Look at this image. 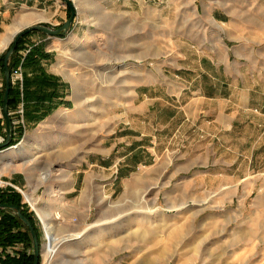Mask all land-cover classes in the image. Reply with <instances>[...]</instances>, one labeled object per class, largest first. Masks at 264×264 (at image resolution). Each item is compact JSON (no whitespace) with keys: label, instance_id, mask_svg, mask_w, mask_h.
<instances>
[{"label":"rangeland","instance_id":"rangeland-1","mask_svg":"<svg viewBox=\"0 0 264 264\" xmlns=\"http://www.w3.org/2000/svg\"><path fill=\"white\" fill-rule=\"evenodd\" d=\"M20 1L13 11L5 9L4 16L0 15L8 27L36 24L58 29L71 17L70 4L77 7L67 32L52 36L31 31L22 37L9 60L13 134L8 147L24 144L0 160V192L21 195L22 211L32 217L38 230L40 264L47 262L48 238L51 241L49 224L40 219L45 216L54 224L58 239L53 264H264V151L250 163L252 154L256 156L250 145L227 150L208 141L197 143L202 137L196 136L191 143L178 140L160 144L162 147L146 158L147 166H124L129 152L124 141L126 115L133 104L135 85L140 82L135 72L147 62L154 63L146 58L159 56L164 61L166 56L171 60L177 51L175 40L185 42L190 34H197L200 21L205 26L209 20L214 23L207 5L222 6L223 1L234 15L228 24L245 27L246 32L264 39V0H62L67 6L63 20L49 4L37 9ZM8 32L0 30V40ZM15 35L7 47L0 45V143L8 138L3 111L4 59ZM181 46L186 47L184 51L193 48ZM108 76L118 79L117 83H110ZM72 78L77 80V90ZM57 79L68 81L63 92L48 95L49 101L59 100L58 107L30 116L27 94L43 98L40 91L52 90V81ZM76 101L81 104L80 118L59 115L65 108L76 110ZM97 121H109L110 126L97 131ZM70 123L80 125L79 133H83L63 129ZM46 126L48 132L40 133ZM92 132L96 133L93 140ZM57 136L62 142L50 145ZM66 136H72L68 143ZM116 137L123 138L122 142L116 144ZM42 151L47 154L36 166L33 160ZM237 156L243 159L242 165L227 164ZM48 174L50 179L44 180ZM89 177L86 191L99 197L82 208L78 201ZM138 177L145 179L143 184L124 197L125 185ZM140 200L147 201V208L154 212L135 211L126 218L141 216L146 222L106 225V220ZM180 204H188L186 211L175 212ZM99 221L102 226L96 227ZM178 229L180 236L169 241L168 236ZM23 230L32 237L27 225ZM78 232L81 238L63 241V237ZM130 232L136 233L126 247L121 239ZM27 251L35 254L33 242Z\"/></svg>","mask_w":264,"mask_h":264},{"label":"crops","instance_id":"crops-1","mask_svg":"<svg viewBox=\"0 0 264 264\" xmlns=\"http://www.w3.org/2000/svg\"><path fill=\"white\" fill-rule=\"evenodd\" d=\"M0 1V15L4 14L2 12L5 9L9 12L13 11L16 5L21 3L20 0ZM25 1L29 5L36 6L37 9L48 8L49 4V7L55 9L56 15L58 13L62 20L66 17L67 6L62 0ZM223 3L222 6L207 5L214 23L209 20L205 26L203 21H200L197 24V34H190L184 39L185 42L183 39L175 40L177 51L171 54V60H167L166 56L164 61H161L159 56L147 57V61L150 59L154 61L153 65L147 62L145 67L138 68L139 72H135L140 82L135 85L133 104L126 115L124 141L129 152L125 167H132L135 164L147 166L149 162L146 158L153 155L152 150H159L162 147L160 144L170 145L178 140L191 143L193 138L196 140V136L202 137V139L198 138L197 143L208 141L213 147L218 144L227 150L246 148L250 145L253 151L256 150V156L255 153L252 154L250 163H254V159H258L260 153L264 151V39L246 32L245 27L239 28L228 24V22L231 23L234 15L231 13L232 9L228 8L227 1ZM220 23L226 24L220 25ZM9 25L0 21V30L9 31L8 35L6 34L0 40L2 47L8 46L21 27V25L8 27ZM76 25L77 22L74 26ZM29 27H22L19 31ZM185 44L195 49L184 51L186 47L181 45ZM54 74L60 76L56 72ZM107 80L112 84L118 81L110 76ZM72 81L77 90V80L72 78ZM52 82H55L51 87L52 90L44 88L40 91L44 95L43 98L39 99L30 93L27 94L26 107L30 116L32 112L42 114V109H47L50 113L58 107L59 100L54 98L49 101L48 95H58L63 92L62 87H68V81L57 79ZM58 85L57 91L53 92V88ZM73 98H76L75 93ZM76 103L78 104L76 110L71 112L65 108L59 112V115L80 118L81 104L79 101ZM4 120L6 121L5 115ZM95 124L97 131L110 126L109 121L104 123L97 121ZM79 127L80 125L70 123L63 129L81 134L83 132L79 133ZM145 127H148V131ZM48 128L49 126L43 127L40 133H47ZM95 135L96 133L92 132V140ZM71 137L66 136L65 143L70 142ZM122 140L123 138H115L116 144L121 143ZM61 142V136H57L50 145ZM22 144L24 143L0 150V160L5 158L7 152H17L16 150ZM45 154L47 151L43 154L39 152L33 163L37 166L40 158ZM135 157L137 159L134 160ZM242 160L237 156L235 160L227 164L242 165ZM45 177L50 179L49 174L43 177L47 180ZM91 179L92 177H89L86 181L82 198L78 201L79 207H84L87 203V201L84 204L81 203L86 195L88 202L98 196L91 192H86L87 194L84 195L87 183L90 184ZM138 179L140 177L136 180ZM142 180L145 181L144 178ZM132 183L125 185L124 192L127 185ZM39 212L42 215H49L47 212ZM40 219L42 223L44 221L50 223L48 216L40 217ZM43 227L45 229V223ZM22 248V245H18L15 250L9 248L8 252L14 254V251Z\"/></svg>","mask_w":264,"mask_h":264},{"label":"trees","instance_id":"trees-1","mask_svg":"<svg viewBox=\"0 0 264 264\" xmlns=\"http://www.w3.org/2000/svg\"><path fill=\"white\" fill-rule=\"evenodd\" d=\"M21 39L16 50L12 54V57L19 49ZM11 94L12 87H10L9 91V109L11 108L13 103ZM2 204H14L19 206L20 208L23 207V205L21 204L20 194L5 195V192H0V205ZM23 213L31 221L38 235V230L33 222L32 217L25 210L23 211ZM0 214L2 215L0 220V264H34L35 254L29 253L27 251V249L31 246V242H33V240L32 237H30V235L23 230V228L25 227L24 223L18 216L9 212V210L0 208ZM18 245H22L23 248L19 251H14V254L8 252L9 248L15 250Z\"/></svg>","mask_w":264,"mask_h":264},{"label":"water","instance_id":"water-1","mask_svg":"<svg viewBox=\"0 0 264 264\" xmlns=\"http://www.w3.org/2000/svg\"><path fill=\"white\" fill-rule=\"evenodd\" d=\"M70 5H71V10H72L71 17L62 27H60L58 29H52V28H48V27L43 26V25H33L27 29L19 31L14 37V40L10 46V49L8 50V52L6 54L5 62H4L5 75H6V91H5V96H4L3 109H4V115H5V119H6V123H7L8 138L4 143L0 144V150L7 149V147L10 144V138L13 134V121H12V118L10 117V114H9V91H10V87H11V74H10V69H9V60H10L12 54L14 53V51L16 50L20 39L24 35L28 34L31 31H34V30L44 31V32H46L52 36H58L60 33L64 34L65 32H67L69 30L70 26L72 25V23L74 22L75 17L77 15L76 5L75 4H70ZM8 148H10V147H8ZM0 208L12 211V213L14 215L18 216L21 219V221L29 227L30 232H31V236L33 238V244H34V249H35L34 264H40L41 244L39 242L38 235L36 233V230H35L33 224L24 215L22 208H20L17 205H14V204H2V205H0ZM50 244H51V241L48 238V245H50Z\"/></svg>","mask_w":264,"mask_h":264},{"label":"bare ground","instance_id":"bare-ground-1","mask_svg":"<svg viewBox=\"0 0 264 264\" xmlns=\"http://www.w3.org/2000/svg\"><path fill=\"white\" fill-rule=\"evenodd\" d=\"M79 1H83V0H79ZM45 150V149H44ZM42 154H43V151L41 152ZM42 156V155H41ZM35 161V160H34ZM48 177V176H47ZM47 177H45V178H47ZM143 179V178H142ZM141 179V177H140V179H138V180H136L135 179V181L132 183V184H128L127 185V189H126V191L124 192V194H123V196L125 197V196H127V195H129L130 193H132V192H135L136 190H138L139 188H140V186L143 184V180ZM47 180H48V178H47ZM91 182V181H90ZM89 184V183H88ZM87 191H85V193H84V195H86L87 193H86ZM99 192V191H98ZM97 194V193H96ZM97 196V195H96ZM85 197V196H84ZM86 197H88L87 195H86ZM86 197L84 198V200H82V204H84V203H86V201L88 202V199H86ZM99 197V196H98ZM143 199H144V196H143ZM97 200V199H96ZM98 201V200H97ZM103 201V200H102ZM81 205V204H80ZM99 205H103L102 204V202L100 201L99 202ZM105 205V204H104ZM124 205V204H123ZM144 205H147V206H144ZM181 205V204H180ZM187 205L188 204H182L180 207H178V206H176V209L174 210L175 212H184V211H186V208H187ZM123 207V206H122ZM148 207V203H147V201H134L133 203H132V205H131V207L130 208H128V209H125L122 213H119V215H117V216H115V217H112V218H110L109 220H106V225H111V224H119V223H122L123 221L126 223V224H132V226H135V225H138L139 223H141V222H146V219L145 220H143V219H141V216H138L137 218H132V220H128L126 217H130V215L129 214H133L135 211L136 212H138V213H142V212H144V213H153L154 211L151 209H148L147 208ZM205 207V206H204ZM83 208V207H82ZM114 211V210H113ZM119 211V210H118ZM151 216V215H150ZM57 218H59L58 216H57ZM104 221V220H103ZM149 222H151V221H149ZM101 222L99 221V222H97L96 224H95V226L97 227V226H102L101 224H100ZM139 229V228H138ZM86 231V230H85ZM137 232V231H136ZM135 232V233H136ZM47 233H48V235L51 237V244L48 246V259H47V262H46V264H53V261H54V258L57 256V251H58V249L56 248L58 245L56 244V240H58V239H56V237H55V234H54V224H51V223H49V225L47 226ZM134 232H130V234H128L127 235V237L126 238H124V239H121V240H123L124 242H125V244L126 243H132V238L134 237V234H135ZM180 234V230L178 229V230H176V231H174V232H172L169 236H168V240L169 241H173L176 237H178V236H180L179 235ZM81 236H82V233H72V234H69L68 236H65V237H63L64 239H63V241H66L67 239H68V242H70V241H72V240H74V239H78V238H81ZM98 239V238H97ZM97 239H94V241L96 242L97 241ZM142 239H143V236H142ZM99 240V239H98ZM110 240V239H109ZM118 242V240L117 241H115V243H117ZM97 244V243H96ZM114 244V243H113ZM99 245V244H98ZM101 246V245H100ZM126 247H127V244H126ZM126 247H124V248H126ZM99 250V249H98ZM101 250H102V248H101ZM101 250H99V251H101ZM111 251V250H110ZM114 251V250H113ZM104 253V252H103ZM101 255V254H100ZM99 257V256H98ZM102 257V255L100 256V258ZM99 258V259H100ZM103 258V257H102ZM219 258V257H218Z\"/></svg>","mask_w":264,"mask_h":264},{"label":"built area","instance_id":"built-area-1","mask_svg":"<svg viewBox=\"0 0 264 264\" xmlns=\"http://www.w3.org/2000/svg\"><path fill=\"white\" fill-rule=\"evenodd\" d=\"M15 73L18 74V73H19V70L17 69V70L15 71ZM0 220H1V215H0Z\"/></svg>","mask_w":264,"mask_h":264}]
</instances>
